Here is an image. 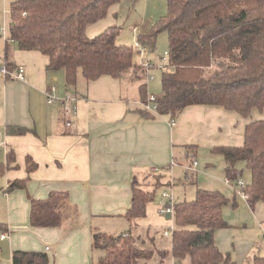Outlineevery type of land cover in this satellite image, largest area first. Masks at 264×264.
I'll return each instance as SVG.
<instances>
[{
	"label": "crops",
	"instance_id": "0c3cea01",
	"mask_svg": "<svg viewBox=\"0 0 264 264\" xmlns=\"http://www.w3.org/2000/svg\"><path fill=\"white\" fill-rule=\"evenodd\" d=\"M103 19L88 25L87 36L100 33ZM4 48L5 41L0 50V128L4 129L0 222L7 225V232L0 239V264H12L14 250L44 252L49 264H98L92 234L115 228L119 220L118 229L123 227L133 177L157 174L180 165L184 158L199 162L195 169L184 170L182 184L217 190L229 199L222 207L226 227L214 232L218 249L229 253L236 264H251L255 256H264V201L250 207L246 199H236L234 185L226 180L223 156L211 151L215 146H241L245 125L264 118V109L259 113L253 109V119L221 106L189 105L174 122L159 115L148 119L139 110L144 108L139 85L145 84L147 90L146 82L125 74L95 81L78 75V87L69 86L63 70L46 69L44 54L11 48L12 64L24 69V78L16 80L2 74ZM52 87L57 97H76V114L68 118L62 102L48 100L46 92ZM9 126L26 132L8 133ZM10 152L14 161L6 164ZM28 157L36 164L30 172ZM241 167L247 170L249 184L251 172L243 161L236 164L237 170ZM17 179H26L24 186L6 190ZM153 208L147 205L150 217ZM148 232L147 228L145 234L152 235ZM169 241L171 248V237ZM170 248L164 258L169 254L172 264L177 261Z\"/></svg>",
	"mask_w": 264,
	"mask_h": 264
},
{
	"label": "trees",
	"instance_id": "16d2710c",
	"mask_svg": "<svg viewBox=\"0 0 264 264\" xmlns=\"http://www.w3.org/2000/svg\"><path fill=\"white\" fill-rule=\"evenodd\" d=\"M119 1L12 0L3 67L7 71L15 68L11 48H16L44 54L46 69L63 70L69 86H75L80 74L95 81L104 75L116 78L132 71L133 78L139 80V72L145 68L134 62L131 46L116 43V26L93 37L86 34L88 25L103 19ZM166 5V13L156 26L140 36L142 44L151 46L156 35L165 31L169 41L156 112L141 107L142 116H165L174 122L189 105L221 106L244 118L253 109L262 111L264 0H166ZM139 94L145 103V84L139 85ZM7 132L20 134L26 129L9 126ZM211 151L223 156L229 182H235L240 175L236 164L245 162L251 172L246 200L250 207L264 201V118L245 125L241 146H215ZM11 161L14 155L10 152L6 164ZM26 163L28 172L36 166L29 157ZM150 176L155 188L164 185L161 175ZM144 178L132 179L131 205L125 214L130 224L146 216L147 205L155 197V189H147L149 182ZM25 182L26 179L13 180L6 190L22 188ZM228 201L217 190L196 189L192 200L173 203L175 228L170 253L176 263L236 264L214 241L215 230L226 227L222 207ZM3 232H7V225L0 222V234ZM92 241L94 248L101 247L110 255V259L102 257L98 264H134L138 258L149 259L153 252L132 245L127 232L108 235L95 231ZM159 254L163 258L167 251ZM10 259L12 264H49L46 253L39 251L14 250ZM251 264H264V256H255Z\"/></svg>",
	"mask_w": 264,
	"mask_h": 264
},
{
	"label": "rangeland",
	"instance_id": "374dc122",
	"mask_svg": "<svg viewBox=\"0 0 264 264\" xmlns=\"http://www.w3.org/2000/svg\"><path fill=\"white\" fill-rule=\"evenodd\" d=\"M11 1L12 0H0V27H4V33L0 31V50L3 47L4 40L5 38H7L8 35V23L10 21L9 8ZM166 7V0H120L117 6L112 8L105 16L106 18L102 20L103 27L100 32H102L107 27L116 26L117 33L115 40L117 44L132 46L135 42L141 43L140 36L151 27L156 26L159 19L166 13ZM91 34L92 35H90V37L99 33ZM168 45L169 41L167 33L165 31H161L156 35L154 43L151 46H146L147 51L143 55L133 51L134 62L142 63L143 61L150 60L153 64V66L146 68L145 70H143V72H139V80H141L142 82H146L147 84V98L150 94L159 96L162 93V70L160 68H157L156 65L160 64L161 62L166 65L167 58L165 61L162 60V57L164 56V53L168 50ZM129 72L125 73V75H127L128 78L133 81L137 80L133 78L132 71ZM79 77H82L81 74L79 75ZM150 77H152V79H150ZM76 84L78 87V82ZM142 105L144 106V104ZM259 112L260 111L257 110V113ZM251 117H253L254 119V114H251ZM0 132L3 133L4 129L0 128ZM197 162H199L198 159ZM179 164L180 165H178V163L175 164L170 169L158 171L157 175L162 176V179L164 180L162 181V183L164 185H160L159 187L155 188L154 186H152L154 180L152 176H146L144 178V180L149 182L146 188L149 190L155 189V197L149 203V207H153V205L156 206L158 199L161 198L162 190H166L167 193L172 196L173 202L182 200L190 201L194 198L196 186L189 182L187 184L186 182L185 184L182 183L184 181V170L195 169V166H193V164L191 163V159L189 158H184ZM239 170H241V173L237 178L242 179L243 182L246 184L245 174L247 170L244 167L239 168ZM230 183H232L235 187V198H239V194L237 193L239 186L236 185L235 182ZM0 195H2L1 192ZM231 196H233V192H231ZM164 200L167 201V199ZM2 203L3 201H0L1 205ZM153 214V217H150L149 214H147L146 210V216L140 217L139 220L136 221L135 225H131L125 219L123 220V227L121 229H118V227H120L121 221L119 220L118 222L115 221V228L114 226H112L111 229H108L107 231L104 230L101 232H104L108 235H117L120 233H124V231L128 232L129 230L127 231V229H130V232H132L133 234L130 235V242H133L132 245H135L138 248H145L149 250L151 249L153 251L149 259L138 258L136 263L134 264H170L171 257L169 256V254L166 258H162L159 254L161 250H169L170 236L163 237L162 239H157L155 237V234H162V230L165 228L166 225L169 224L170 220L173 223V228H175L173 218L170 217L169 219H167L165 215L160 214L154 208ZM138 226L144 228L141 229L138 228ZM147 228L149 231L148 234L152 235L149 236L145 234ZM101 250H103L101 247L96 248L94 254L95 260L99 262L101 258L105 256L106 259H110V255H106L105 252H102Z\"/></svg>",
	"mask_w": 264,
	"mask_h": 264
},
{
	"label": "built area",
	"instance_id": "2783aa9c",
	"mask_svg": "<svg viewBox=\"0 0 264 264\" xmlns=\"http://www.w3.org/2000/svg\"><path fill=\"white\" fill-rule=\"evenodd\" d=\"M0 31L4 33V27H0ZM133 51L144 54L147 51V47L144 44H141L139 42H135L132 46ZM167 58V51L164 53V56L162 57V60L166 61ZM145 69L148 67L153 66L150 60L143 61L140 63ZM157 68H160L161 70L166 69V65L164 63H160L156 65ZM2 74L4 76H9L13 79L22 80L24 78V69L21 66L15 67L12 71H7L5 68H2ZM149 79V77H148ZM152 79V77H150ZM54 90V87L51 88V91L46 92V96L49 101H60L62 102L63 106V113L66 117H70L71 115H74L77 113V107H76V97L73 95H65L63 97H56L52 91ZM158 102V96L154 94H150L149 97L146 99L144 104V108L150 112H156V104ZM152 103V104H149ZM67 125H69L68 121L66 122ZM193 166H196L198 162L196 160L193 161ZM154 171V170H153ZM227 181H229L226 178ZM235 184L239 186V189L237 193L240 197L247 199L248 194L246 193V184L243 182L242 179L236 178ZM164 199H167L165 201ZM173 198L171 195L167 193L166 190L161 191V198L158 199V202L156 203V210L162 214L166 215L167 213H170V217H173ZM169 219V218H168ZM174 228L173 223L170 220L169 224L166 225L165 229L163 230L161 236L168 237L172 235ZM264 233V230H263ZM6 237V233L0 234V239H4ZM47 249V247H46ZM172 264H177L176 262Z\"/></svg>",
	"mask_w": 264,
	"mask_h": 264
},
{
	"label": "water",
	"instance_id": "95a60500",
	"mask_svg": "<svg viewBox=\"0 0 264 264\" xmlns=\"http://www.w3.org/2000/svg\"><path fill=\"white\" fill-rule=\"evenodd\" d=\"M165 217L168 219V218H170V213H167L166 215H165Z\"/></svg>",
	"mask_w": 264,
	"mask_h": 264
}]
</instances>
